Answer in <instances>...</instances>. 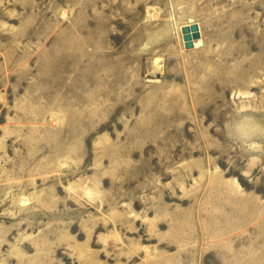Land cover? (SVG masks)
<instances>
[{
  "label": "rangeland",
  "instance_id": "374dc122",
  "mask_svg": "<svg viewBox=\"0 0 264 264\" xmlns=\"http://www.w3.org/2000/svg\"><path fill=\"white\" fill-rule=\"evenodd\" d=\"M0 264H264V0H0Z\"/></svg>",
  "mask_w": 264,
  "mask_h": 264
},
{
  "label": "water",
  "instance_id": "95a60500",
  "mask_svg": "<svg viewBox=\"0 0 264 264\" xmlns=\"http://www.w3.org/2000/svg\"><path fill=\"white\" fill-rule=\"evenodd\" d=\"M181 31L184 45L188 48L194 45V39H198L201 36L197 22H189L183 24L181 26Z\"/></svg>",
  "mask_w": 264,
  "mask_h": 264
},
{
  "label": "bare ground",
  "instance_id": "6f19581e",
  "mask_svg": "<svg viewBox=\"0 0 264 264\" xmlns=\"http://www.w3.org/2000/svg\"><path fill=\"white\" fill-rule=\"evenodd\" d=\"M198 41H201L200 38H198V39H194V44H195V45L198 44V43H197Z\"/></svg>",
  "mask_w": 264,
  "mask_h": 264
}]
</instances>
